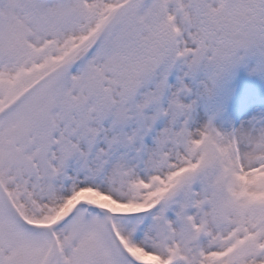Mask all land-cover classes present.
Instances as JSON below:
<instances>
[{
    "label": "snow or ice",
    "instance_id": "6c2138e0",
    "mask_svg": "<svg viewBox=\"0 0 264 264\" xmlns=\"http://www.w3.org/2000/svg\"><path fill=\"white\" fill-rule=\"evenodd\" d=\"M264 0H0V264H264Z\"/></svg>",
    "mask_w": 264,
    "mask_h": 264
},
{
    "label": "rangeland",
    "instance_id": "374dc122",
    "mask_svg": "<svg viewBox=\"0 0 264 264\" xmlns=\"http://www.w3.org/2000/svg\"><path fill=\"white\" fill-rule=\"evenodd\" d=\"M251 63L235 68L217 89L211 103L221 108L215 117L218 127L230 130L254 115L264 114V75L250 72Z\"/></svg>",
    "mask_w": 264,
    "mask_h": 264
}]
</instances>
